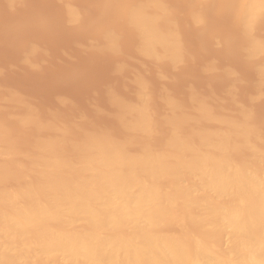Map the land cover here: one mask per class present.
Masks as SVG:
<instances>
[{
	"label": "rangeland",
	"instance_id": "374dc122",
	"mask_svg": "<svg viewBox=\"0 0 264 264\" xmlns=\"http://www.w3.org/2000/svg\"><path fill=\"white\" fill-rule=\"evenodd\" d=\"M124 1H122V5L120 4L121 1L118 4L120 5L122 11H119V9V12L114 13L119 15L113 14V16H111L113 12L117 11V9H115V5H117L118 0H0V131L2 130V137L0 136V139L1 141L5 139L3 142L0 141V145L5 142L6 144L3 146H10L12 148L11 151L13 150L11 153L12 156H6L7 158H4V160L3 157L0 156V163H2L4 166H7V168H10L9 170L12 174L14 173V177L9 180L8 176L7 178L5 177L7 182H4L5 180L3 179V184L6 183L8 187L11 188V186H14L12 188H15L20 187V185L26 182L27 184L29 182H32L30 184L37 183L38 171L34 166V162L36 161L35 159L38 157L37 154H39L40 151L37 144H40L43 139L44 141L50 140L52 142L58 140L54 144L57 145L58 143L56 146L58 148L55 147V150H58V154L61 155H59L60 158L65 157V159H67L71 157L72 160H75L77 156L80 155L82 143L85 141L87 136H98V138L109 140L113 139L114 142L117 143L121 141L127 147V149L129 147V151L140 152L141 148L143 150V147L149 146V149L151 148L153 151L164 152L171 147L168 144V140L171 138L170 135H173L175 132H177L178 136H180L181 133V138L185 137L187 139L186 140L183 138V142L185 144L188 146L194 144L195 148H197L191 149L198 150L199 146H196L198 145V137L202 131L205 132L213 130L218 132L223 131V133L226 131L225 134H227L226 129L231 132L230 135L232 137L228 135V133L227 138L231 137L230 139L233 143L228 144V148L232 145V148H230L231 151L228 149L230 159L236 163L237 161L238 163H242L247 162L248 160L250 161V165L254 163L251 166H253V168L256 167L255 170L257 172H259L262 167L263 168L261 171H264V166L261 167L259 164L260 166L258 167V162H256V154L251 152L253 150L251 149L250 151L248 146H246V148L244 146V142L247 143L249 142L248 140L251 139L250 141L252 142L249 143H252V146L255 144L257 147L256 149L264 151V52L260 55H256V57H251L248 54L250 41L256 39L259 41L260 39L264 45V38H262L264 37V11H262L259 17L255 20L253 24L254 27H252L253 29H251L249 32L250 34H248L244 31V29H242L243 26L241 25L240 20H238V11L240 10L238 7L241 4L240 1L242 0L239 2L238 0H203L204 2H202V0H159V2H162L161 5L163 8L165 7V10H168H166L167 12L163 10V12L165 11L166 14H162V12H160L161 15H159L161 18L159 17L160 20H156L157 22H160H156L157 24L154 22V26L158 25L156 27L157 30L161 28L163 30L162 32L164 33H167L166 29H168V27H172L169 30L170 32L168 31L167 34H173L171 31H174L179 44L178 52L180 53L178 54L180 58L175 62L167 57L165 53H163L164 58L162 57V59H159L161 55L160 57L158 56L159 58L157 56L154 58L155 55H152L153 57L149 55L151 53L148 54L149 56L146 54V52L144 54V51L146 50H144L143 47L141 48L142 44L140 43L141 39L140 35L138 36V31L131 25V23H129L127 17H125V13L127 15L128 9L135 5L134 2L136 3L137 1V3H139L141 1ZM131 1L133 2V5L129 4ZM143 1L145 0H142V2ZM177 1H179V3H176ZM182 1L185 5L182 3ZM198 3L200 7L198 6ZM170 6L173 12H171V9H169ZM125 8L126 10H124ZM174 8H177L176 10H178L175 11L177 16L174 13ZM112 9H115L116 11H111ZM193 12L195 13L193 14ZM202 12H204V14ZM232 13H234V15H232ZM184 14L189 17L185 19V16H183ZM196 14H199L197 17L199 19V21L197 20L198 22L195 20V17H192V15L195 16ZM31 15L33 17H31ZM122 15H124V17ZM15 16H17V18ZM121 16L124 19L121 18ZM232 17L240 24L237 22L236 24ZM98 18H100V20ZM157 18L158 17H156V19ZM88 19L89 21H87ZM17 20L18 22L20 20L22 21L21 23L19 22L20 24H17L18 26L16 25ZM93 20L95 23H93ZM42 22L44 23L45 27L43 26ZM108 22L109 25H107ZM12 24H14L13 27ZM238 24L242 27H240ZM4 25L6 28L8 26L11 28L8 27V29L4 30ZM72 25H75V27ZM105 25L106 27L109 26L111 29H114L111 30L107 27L111 31H106L107 28ZM179 26L180 28H178ZM25 27L28 30L25 29ZM196 27L198 28L196 29ZM259 27L262 28V30H259ZM15 28L17 30H14ZM81 28H84V31H82ZM89 28H91V30H88ZM240 30L241 32H239ZM23 31H26L27 33L31 31L32 35H30V33L26 36V33H23ZM255 31L257 33H255ZM258 31H260V33H258ZM108 32H113L115 36L112 33L113 36H111V38L107 37L106 35ZM95 33L96 35H94ZM233 35L237 37H234ZM20 36L23 39L20 38ZM24 36H26V38ZM99 36L101 37L100 39ZM244 37H247L248 39ZM229 39L233 40L231 41ZM224 40L230 41L231 43L228 44V42H226L224 44ZM15 41L18 42L17 47L15 45ZM232 42L233 45H231ZM36 45L39 47L36 48ZM44 46H46L45 49ZM22 49L24 50L22 51ZM159 49L157 51L161 50ZM120 50L127 55L124 56V53L122 54ZM22 52L24 54H22ZM85 53H88L89 56ZM93 53L95 57L92 55ZM45 56L46 58H44ZM37 58L39 60H37ZM39 62H41V64ZM116 66L118 71L115 69ZM154 67H157V69ZM115 70L116 72H114ZM118 72L120 73L117 75L116 73ZM258 77L259 80L257 81ZM140 83H142L143 89L145 88V90H140L142 88ZM142 91H144L143 93L146 91L144 98ZM253 93L256 95L253 96ZM138 94H141V97L146 99L145 101L141 98V100L145 101L144 103H142L143 101L139 103L140 96ZM136 102L140 105L143 104L144 107H147L146 110L148 111L149 117L147 112L146 114L148 121L150 119L149 125L152 127L150 128L152 133L146 135L142 134V132L138 131V129L129 130L127 127L128 123L131 122V120H128L132 118L129 116L130 113L128 114L126 111L131 112V107H133L134 104L136 106ZM111 105L113 106L111 107ZM126 105L130 110H126ZM201 108L207 109L208 113L202 114L199 112V109ZM240 108L241 111H239ZM221 113L225 115H222ZM197 114L202 116H197ZM26 116H30L28 118L29 120L25 124H23L24 122L21 123L22 120H20V118H26ZM213 117L215 119L217 118V121H212L214 120ZM219 119L222 122L219 121L218 123ZM173 121L175 123H172ZM232 121H236V126H228L226 128V124L224 123H232ZM150 122L152 123L150 124ZM239 122H241V124ZM172 124L175 125L173 126ZM167 127L171 128L169 129ZM234 127H236L235 129L237 131L234 129ZM238 127L241 130L244 129V131L242 130V133L248 131V133L243 135L247 142L245 139H241V131L238 132ZM172 128L176 131L174 130L175 132H173ZM229 128H233L235 132L233 129H231V131ZM167 130H169V132ZM170 130L173 134H171ZM237 133L239 134L240 138L237 136ZM241 140L243 141L242 143L244 144V147L241 144ZM231 141L229 140V142ZM77 144L78 146L76 147ZM76 148L80 150L77 151ZM172 151L173 148L171 147V149L166 151V153L168 152L169 155L171 154V156H174L175 151L173 152L174 155L172 154ZM204 151L207 153L209 152L208 154L210 155H214V153H216L215 151L212 152V149H205ZM187 153L188 152H183L182 154L179 153V156L182 157L184 154L186 157H189ZM32 155H34L36 158ZM73 156H76V158ZM186 157H182V159H185ZM253 157L255 158V161L253 160ZM32 158L34 161L33 163ZM4 161H7L8 163ZM26 167L27 169L29 167L30 170H27ZM21 168H23V171L27 174L25 173L24 175L22 172L21 175ZM34 171L36 174H34ZM18 172L20 173L19 175L22 177L24 175V177H20ZM183 172L184 173L181 171L180 174H182V176L179 174L180 176L178 175V178L182 179L184 183L188 184L191 182L190 178L192 177H190L186 171ZM12 174L11 176H13ZM184 174L186 175L184 176ZM35 175H37V177H35ZM260 175L263 176L264 172H262ZM11 176L9 175V177ZM168 180L170 181V179ZM168 180L161 179L159 185L166 188L170 187L171 182ZM232 198L231 200L234 201V197ZM237 199L238 198H236V200ZM193 211L195 212L196 210ZM181 220H178L177 223L176 221H173L174 223H167L165 226H163V230L165 232L172 234L176 233V235L178 234L181 236H189L190 232L193 233L195 230H197L195 231L196 233H191V235L198 234L197 232L199 231V228L197 227L198 225H196V223L193 224L191 221H189L193 224L192 225L191 223H187V219H183V222ZM195 225L197 228H195ZM219 235H214L215 237L218 236V238H215L214 236L212 237L217 241L214 239L211 241V238L209 240L213 247L216 246V243L214 242H217L218 247L221 248L220 250H224L225 247H228L229 245L227 234L224 233L223 236L220 235L221 237ZM218 247L216 246L217 250L219 249Z\"/></svg>",
	"mask_w": 264,
	"mask_h": 264
},
{
	"label": "bare ground",
	"instance_id": "6f19581e",
	"mask_svg": "<svg viewBox=\"0 0 264 264\" xmlns=\"http://www.w3.org/2000/svg\"><path fill=\"white\" fill-rule=\"evenodd\" d=\"M122 1L124 0H118L117 5H115V9H117V11L115 9H112L111 11L115 10L116 12L113 13L110 12L112 13L111 16H113L114 13L122 11L120 5H118L119 3L122 5ZM128 1L129 0H127V2ZM139 1H138L139 3H137V1L136 3L134 2L135 5L132 4L133 3L132 1L131 3H129L132 4L133 6H131L130 8L128 7L129 9L127 11V15L125 13V17H127L129 23H131V25L138 31L139 33L138 36L140 35V39H141L140 43L142 44L141 48L143 47V49L146 50L144 51V54L145 52L147 55L151 53L149 55H151V57L155 55L154 58H156V56L160 57L161 55V57L158 58L162 59V57L164 56L163 53H165L167 57H169L171 60L176 62V60L180 58L178 56V54L180 53L178 52L179 44H178L177 36L176 34H174V31H171L173 34L170 33L167 34L170 28L172 27L170 28L168 27V29H166L167 33L165 32L166 33L165 34L164 32H162L163 30L161 28L158 27L159 29L157 30L156 27L158 25L154 26L155 24L160 22V21L159 22L156 21V20H160L161 18L160 12H162V14L163 13L166 14L167 12L166 10L168 9L165 10V7L163 8V6L161 5L162 2H159V0H145L143 2L142 0ZM239 1L240 0H238V2ZM202 2L204 1L202 0ZM240 2H241L240 4L241 6L239 5L238 7V9L240 8V10L238 11L239 19L238 18L237 19L240 20L241 25L243 27L239 25L240 23L237 20H234L233 17L232 18L235 21V23L236 22L239 23L238 25L242 27V29H244L246 33L250 34L249 32L251 31V29H253L252 27H254L253 24L255 20L259 17L260 13L264 11V0H242ZM176 3H179V1H177ZM169 9H171V6ZM176 9L175 8L173 9L175 14H176L175 11H178ZM178 9H182V8H178ZM124 10H126V8ZM163 10H165L166 12L165 11L163 12ZM171 12H173L172 9ZM194 13L195 12H193V14ZM202 13L204 14V12ZM114 15H119V14H114ZM232 15H234V13H232ZM122 16L124 17V15ZM122 16L121 18H123ZM183 16H185V19L189 17L185 14ZM198 16L199 14L198 15L196 14L195 16L192 15L193 18L195 17L196 21L197 20L199 21V19L197 18ZM15 17L17 18V16ZM31 17L33 16L31 15ZM156 17L158 18L156 19ZM98 19L100 20V18ZM18 20L16 22V25L19 22L20 23L22 22L21 20L18 22ZM87 21H89V19ZM93 23H95V21ZM107 25H109V22ZM13 26L14 24H12V27ZM43 26L45 27L44 23ZM72 26L75 27V25ZM3 27H5V25ZM8 27L7 28L5 27L4 30L8 29ZM107 27L110 28L109 26ZM91 28H89L88 30H91ZM108 28L106 31H111L114 29V28L113 29L110 28L111 29L110 30ZM178 28H180V26ZM197 28L198 27H196V29ZM25 29L27 28L25 27ZM83 29L81 28L82 31H84ZM14 30L17 29L15 28ZM259 30H262V28L259 27ZM239 32H241V30ZM23 33H26L27 36V34H30L31 31L28 33L26 31L25 32L23 31ZM112 33L108 32L106 36L111 38V36H113L114 34ZM255 33L257 32L255 31ZM258 33H260V31H258ZM30 35H32V33ZM94 35H96V33ZM26 36L24 37L26 38ZM93 37H97V36H93ZM20 38L22 37L20 36ZM100 38L101 37L99 36V39ZM229 40L232 41L233 39H229ZM226 42H228V44L231 43L230 41H225L224 44ZM233 42L231 45H233ZM17 43L18 42L15 41L16 47L18 45ZM37 45L36 48L39 47ZM45 47L46 46H44V49ZM158 49L163 52L157 51ZM23 50L24 49H22V51ZM248 52H249L248 54L251 57H256V55H260L261 53H263L264 52L263 42H261L260 39L259 41L258 39L250 41ZM123 53L124 52H122V54ZM22 54L24 53L22 52ZM92 55L94 56V53ZM123 55L125 56L127 54L124 53ZM38 58L37 60H39ZM44 58H46V56ZM39 63L41 64V62ZM154 68L157 69V67ZM115 69L117 70V66ZM116 70L114 72H116ZM119 73L120 72L116 74L118 75ZM258 80L259 77L257 81ZM140 84L142 85V83ZM140 90H145V88L143 89V85ZM143 92L144 91H142L144 98L146 91L145 93ZM256 94H254L253 96H255ZM138 95L140 96L139 103H141V101L143 100L146 101V99H143L141 97L142 96L141 94ZM141 98L143 100H141ZM145 101H143L142 103H144ZM139 103L136 102L137 105L135 106L134 104V106L131 107L132 113L130 111H126L128 114L130 113L132 115L131 116L129 114V116L132 119L128 120V121L131 120V122L129 123L127 122L128 123L127 127L129 128V130L138 129V131L142 132V134L147 135L149 133H152L150 131V128L152 127L151 125H149L150 119L148 121L147 118V114H148V111L146 110L147 107L146 106L144 107L143 104L140 105ZM112 106L113 105H111V107ZM126 110H130V109H128L127 107ZM239 111H241V108ZM199 112H201L202 114L208 113L207 109L204 108L199 109ZM198 115L199 114H197V116ZM112 116L115 117L114 115ZM29 117L26 116V118L25 117L24 118L22 117L23 119L20 118V120H22L21 123L24 122L23 124H25L29 120L28 119ZM216 119L214 118V120L212 121H215ZM219 121L220 119L218 120V123ZM235 122L232 121V123L229 122L228 123L223 122V123L226 124L225 126L227 128L228 126L229 127L236 126ZM151 123L152 122H150V124ZM172 123L175 122L173 121ZM239 123L241 124V122ZM235 128L236 127H234V129ZM234 129L233 131L235 132L236 129L235 130ZM174 130L175 129L172 128L173 132L176 131ZM226 130H227V134L229 133L228 135H230L231 132H229L228 129ZM238 130H239L238 132L241 131V133L242 130L244 131V129L241 130L239 129V127ZM167 131L169 132V130ZM225 132L226 131H224L223 133V131L218 132L213 130L205 131V132L202 131V133H200L198 137L199 142L197 143L198 145L196 146V147L199 146L198 150L191 149V148L197 149L195 148L194 144L192 145L191 143H189L191 144V146L189 145L190 147L187 144H185L183 142L184 140L183 138L185 137L181 138L182 136L180 132H179L180 136H178L177 132H175L176 134L175 133L173 134L171 132V134L173 135H170L171 138L169 136L170 139L168 138L169 139L168 144L173 148L172 154L175 151L174 152L175 155L173 154L174 156H171V154L169 155L168 152L166 153V151H169L171 149L170 146H168L170 147L169 149L166 148L168 150H165L164 151L165 153L160 151L159 152L153 151L151 148L150 150L149 146L143 147L146 144L142 146L144 148L143 150L141 148L140 152L138 151L134 152V151H129L128 150L129 147L127 149V147L120 140L119 141L121 143L120 142L117 143L114 142L113 139L109 140V139L98 138V136L97 137L87 136V138H85V141L82 143L80 155L77 156V158L76 156L75 157L73 156L74 158H76L75 160H72L71 157H69L70 159L67 157H66L67 159H65V157L60 158L61 155L58 154V150L57 149L55 150V147L58 145V143L57 145L54 144L58 140L54 139L55 141L52 142L46 139H45L46 141H44L43 139V141L40 144H37L40 150L39 154H37L38 157L36 158L34 155H32L36 158L35 162L33 161L32 158V163L34 162V166L37 168L38 171L37 183L30 184L32 182H29L27 184L26 182L24 183L25 185L22 184L20 185V187H15V188H12L14 186H11V188L8 187L6 183L3 184L4 182H7L5 180V177L7 178L8 176V180H9L14 177L13 175L14 173L12 174L11 171L9 170L10 168H7V166H4L2 163H0L1 164L0 165V264H264V175L263 176L260 175L262 172H264L261 171L263 168L262 166H264V151L260 149H256L257 147L255 146V144L253 145L255 147L254 148L252 146V143H249L252 142L250 141L251 139H249L248 140L249 142H247V140L243 137V135L248 133V131H246L245 133L243 132L244 134L242 133V135L240 133V136H242L241 139H245L247 142V143L244 142L245 144L244 145L242 143L243 141L241 140L242 146L244 145L245 148L246 146H248L250 148L249 150L251 151L252 149L253 151L251 152L256 154L257 157L256 162H258V167L260 165L262 167L260 170L261 172L260 171L257 172L255 170L256 167L254 166L255 168H253V166H251L254 164L252 163L253 161L251 162L252 163L251 165H250V161L248 160H247L248 163L247 162L238 163V161L237 163L233 162V160L230 159V155L228 154V149L232 148V145L231 147L228 148V144L229 143L233 144L230 139L232 136L230 135L231 137L227 138V134H225ZM1 133L2 130L0 131V136L2 137ZM237 136H239L238 133ZM229 140L231 142H229ZM3 141H5V139ZM5 144L6 143L4 142L3 144L0 145V156L3 157V160L4 158L6 159L8 156H12L11 153L13 151V150L11 151L12 148L10 146L7 145L3 146ZM247 144H251V145H247ZM77 146L78 144L76 145V147ZM203 149L204 150L212 149V152L215 151L216 153H214V155H210L208 154L209 152L207 153ZM76 150L78 151L80 149L76 148ZM183 152H188L187 154L189 155V157L187 156L188 157L187 158L186 155L183 154L182 157H186V158L182 159V157L179 156V153L182 154ZM254 159L255 158L253 157V160ZM21 169H20L21 175L22 172L25 175L26 172L23 171L24 170L23 168ZM181 171L182 173H184L183 171H186L190 175V177H192L190 178L191 182L186 184L183 182L182 179L178 178L180 175L182 176V174H180ZM11 174L13 176H11ZM19 174L20 173L18 172V175ZM34 174H36L35 171ZM9 175L11 177H9ZM21 175L19 176L22 177ZM185 175L186 174H184V176ZM35 177H37V175H35ZM161 179H167V180L170 179V181L168 180L169 182H171L170 187L166 188L159 185ZM232 197H234V201H232L233 200ZM235 197L238 199L236 200ZM193 210L196 211L194 212ZM181 219L182 220L187 219L188 222L187 220L186 222L189 224L191 222L193 224L196 223V225H198L197 227L199 228L198 229L199 231L197 232L198 234L191 235L192 232H190L189 236H185L184 234H183L184 236H181L178 234L176 235V233L172 234L165 232L163 230V226H165L167 223L168 224L169 222L174 223L173 221H176L177 223L178 220ZM196 225L195 228H197ZM194 232L192 234H194ZM222 233L227 234V240L229 242V245L228 247H225L224 250L223 249L220 250L221 248L218 247L217 242H214L216 243V246L219 248L217 250L216 246H214L216 249L212 246V243L210 242L209 239L211 238L212 241V239H214L212 238L214 235H219V234L221 235ZM223 234L221 236H223ZM215 238H218V236Z\"/></svg>",
	"mask_w": 264,
	"mask_h": 264
}]
</instances>
